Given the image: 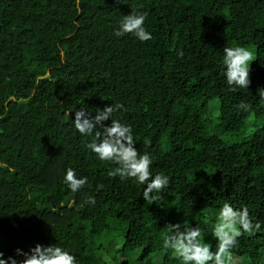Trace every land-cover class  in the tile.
I'll return each instance as SVG.
<instances>
[{
    "label": "trees",
    "instance_id": "trees-1",
    "mask_svg": "<svg viewBox=\"0 0 264 264\" xmlns=\"http://www.w3.org/2000/svg\"><path fill=\"white\" fill-rule=\"evenodd\" d=\"M132 10L147 13L153 39L114 35ZM238 44L255 56L247 89L233 91L223 48ZM260 89L264 0H0L3 258L57 243L78 264H106L105 255L134 264L136 252V264H181L162 247L167 224L210 229L228 201L262 224L239 237L234 264H264V124L246 134L245 123L250 115L264 122ZM241 100L251 108L238 110ZM116 103L125 107L113 117L133 125L153 173L170 177L161 200L108 176L117 165L96 159L74 127L79 108L95 115ZM69 167L88 177L78 193L63 182ZM66 199L71 205L61 206ZM204 239L215 247L211 233Z\"/></svg>",
    "mask_w": 264,
    "mask_h": 264
},
{
    "label": "clouds",
    "instance_id": "clouds-1",
    "mask_svg": "<svg viewBox=\"0 0 264 264\" xmlns=\"http://www.w3.org/2000/svg\"><path fill=\"white\" fill-rule=\"evenodd\" d=\"M146 19V12L132 10L129 15L123 16L119 26L114 29V35L123 37L131 34L140 42L149 41L153 36L147 30ZM178 55L183 56V52L179 51ZM254 56L255 53L243 45L223 48L222 64L226 67L222 71L231 90L247 89L250 84V62L254 60ZM259 91L264 94V89ZM124 107L122 103L108 104L103 109H95V115L86 108H79L72 121L75 129L85 138V147L95 154L96 159L117 165L109 169L108 176L119 177L121 180L131 179L132 183L142 187L145 200H161V193L169 186L170 177L163 173H153L154 157L148 151L139 152L135 146L137 141L133 125L113 117L114 113ZM236 108L247 111L251 104L241 100ZM108 120L111 123L105 124L104 121ZM145 142L151 144L149 139ZM63 182L72 193H78L88 183V177L78 175L75 168L69 167L65 171ZM88 202L95 203V197L89 196ZM261 226L260 221L252 219L246 205L237 208L225 201L210 229L208 226L168 223L162 247L165 252L170 250L171 255L181 264H234L233 249L239 244V237L245 233L254 234ZM209 233L216 241L214 248L210 241L206 242L204 239ZM15 252L23 259L14 256L5 259L4 253L0 252V264H78L76 255L57 243H36L28 251L17 248ZM103 259L106 264H112L109 256L105 255Z\"/></svg>",
    "mask_w": 264,
    "mask_h": 264
},
{
    "label": "rangeland",
    "instance_id": "rangeland-1",
    "mask_svg": "<svg viewBox=\"0 0 264 264\" xmlns=\"http://www.w3.org/2000/svg\"><path fill=\"white\" fill-rule=\"evenodd\" d=\"M251 49V48H250ZM217 108H218V103L217 102H212L211 104H209V112L211 113V114H216V111H217ZM245 123H246V125L248 126V131H247V133L246 134H249V133H251V132H253V131H255L256 129H258L259 127H261L263 124H264V122H258V121H256L251 115L250 116H248V118L245 120ZM71 203H72V201H71V199H66L62 204H61V206H63V205H71ZM121 246H122V243H119L118 245H117V247H116V250H120V248H121ZM138 253L139 252H136V253H133V254H131V257H129V262L130 263H134V264H136L135 262H137V261H135L136 259H137V255H138ZM119 256H117L116 255V258H118ZM119 259V261H120V258H118ZM105 261V260H104ZM237 262H240L238 259H234V263H237ZM105 263H106V261H105ZM112 264H113V262H112ZM138 264V263H137ZM240 264H242V262L240 263Z\"/></svg>",
    "mask_w": 264,
    "mask_h": 264
}]
</instances>
